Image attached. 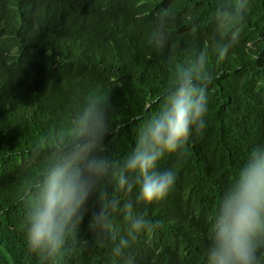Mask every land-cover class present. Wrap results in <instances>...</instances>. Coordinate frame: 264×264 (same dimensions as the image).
Returning a JSON list of instances; mask_svg holds the SVG:
<instances>
[{
    "label": "trees",
    "instance_id": "1",
    "mask_svg": "<svg viewBox=\"0 0 264 264\" xmlns=\"http://www.w3.org/2000/svg\"><path fill=\"white\" fill-rule=\"evenodd\" d=\"M240 3L39 0V28L30 35L26 30L25 47L0 60V264H121L111 253V235L92 233L84 224L55 259L30 252L23 194L38 175L46 145L65 133L85 94L95 92L107 101L104 150L119 162L158 108L173 74L192 64L197 53L205 56L209 77L205 128L158 161V170L174 168V184L162 200L136 205L154 223L128 252L135 264H206L210 225L228 185L226 171L232 167L233 178L251 148L264 143V0H243L239 14L218 27V14L227 10V15ZM79 8L92 21L78 17ZM163 10L166 15L157 20ZM22 13L29 24L24 7ZM227 31H235L236 42L217 59ZM206 163L209 170H201ZM101 191L125 198L111 181ZM87 207L98 208L94 197ZM113 232L124 233L118 212ZM258 257L263 261L264 252Z\"/></svg>",
    "mask_w": 264,
    "mask_h": 264
},
{
    "label": "clouds",
    "instance_id": "2",
    "mask_svg": "<svg viewBox=\"0 0 264 264\" xmlns=\"http://www.w3.org/2000/svg\"><path fill=\"white\" fill-rule=\"evenodd\" d=\"M5 2L0 9V60L24 48L22 36L39 28L40 16L30 25L24 24L21 0ZM34 9H39L35 0ZM77 6H74V8ZM27 6L25 7V9ZM243 0L231 12L218 14V27L229 16L238 15ZM40 10V9H39ZM35 9L37 13L40 11ZM75 11V10H74ZM78 17L91 16L78 9ZM163 10L157 20L166 15ZM7 28H10L9 30ZM159 35V34H158ZM236 42L235 31L224 33L217 48L222 59ZM157 43H162L160 36ZM206 58L197 53L192 64L183 66L170 79L159 98L156 111L138 128L134 145L116 162L104 150L109 128L107 101L95 92L85 94L72 109L67 130L57 135L45 149L43 163L34 182L23 194L28 202L25 215V244L30 252L55 259L66 241L84 224L92 233L105 232L113 241L111 253L122 258L121 264H135L128 252L131 242L142 231H149L153 221L136 205L162 200L175 180L173 167L157 169L158 161L181 149L190 134L205 128L208 101L205 85ZM36 152H40L37 147ZM203 171L208 164H200ZM228 180L217 204L205 251L206 264H264L259 255L264 252V143L248 152L243 164L232 178V167L226 171ZM111 181L115 192L125 197L101 191V185ZM134 193V196L130 194ZM94 197L98 208L89 211V199ZM118 212L124 233L113 232V214Z\"/></svg>",
    "mask_w": 264,
    "mask_h": 264
},
{
    "label": "bare ground",
    "instance_id": "3",
    "mask_svg": "<svg viewBox=\"0 0 264 264\" xmlns=\"http://www.w3.org/2000/svg\"><path fill=\"white\" fill-rule=\"evenodd\" d=\"M33 5H34V4H32L31 2H29L28 0H25L24 5H23V7H24V13L27 15L28 19L30 20V23L27 24V25H30V24L33 22V20H34V18H35V15L37 16V18H36L35 21H37V20L39 19V17H38V13L35 11ZM26 6H27V8L25 9ZM116 6H117V5H116ZM23 40H24V39H23ZM56 47H57V46H56ZM58 47H59V46H58ZM58 47H57V49H59ZM56 51H57V50H56Z\"/></svg>",
    "mask_w": 264,
    "mask_h": 264
},
{
    "label": "water",
    "instance_id": "4",
    "mask_svg": "<svg viewBox=\"0 0 264 264\" xmlns=\"http://www.w3.org/2000/svg\"><path fill=\"white\" fill-rule=\"evenodd\" d=\"M35 9H37V10H39L38 8H37V6H36V8ZM40 11V10H39Z\"/></svg>",
    "mask_w": 264,
    "mask_h": 264
}]
</instances>
